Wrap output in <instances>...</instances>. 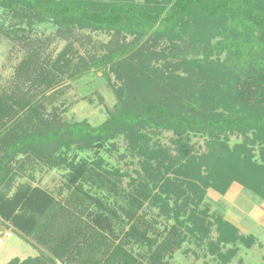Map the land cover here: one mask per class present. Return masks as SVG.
Segmentation results:
<instances>
[{"label": "trees", "instance_id": "16d2710c", "mask_svg": "<svg viewBox=\"0 0 264 264\" xmlns=\"http://www.w3.org/2000/svg\"><path fill=\"white\" fill-rule=\"evenodd\" d=\"M0 34L23 54L0 85V219L43 250L6 264H169L189 240L227 264L261 244L208 190L238 182L264 201V0H0ZM99 72L116 96L106 119L64 118L57 102ZM120 137L136 175L103 155ZM27 162L61 169L59 192L15 185Z\"/></svg>", "mask_w": 264, "mask_h": 264}, {"label": "rangeland", "instance_id": "374dc122", "mask_svg": "<svg viewBox=\"0 0 264 264\" xmlns=\"http://www.w3.org/2000/svg\"><path fill=\"white\" fill-rule=\"evenodd\" d=\"M48 27V26H47ZM40 27L38 35L45 38L48 35L53 34L52 28ZM44 31V33H43ZM93 41L107 42L111 36L105 33L95 32L90 35ZM130 39V38H128ZM66 41L63 39H54L48 46L49 52L56 54L64 46ZM78 45V43H76ZM92 44L87 43V47H91ZM101 51V50H100ZM22 52L19 49L12 48L11 43L0 34V85H8L14 75L15 65L22 56ZM65 103L63 107H67V110L63 112V117L69 120H83L87 119L93 124H99L108 116L109 110L113 108L116 102V96L107 82V80L101 75V72L97 74H90L83 79L73 82L72 86L66 91L64 96L57 102ZM160 140L164 144H171V132H163L159 135ZM242 139L239 135L231 136L230 143L233 144ZM193 142L196 143L200 149H204L205 142L203 137H193ZM119 152L110 156L107 152H103L104 157L112 164L121 166L123 169H127L130 174L136 175L134 169H139L137 159L128 155L125 158H121L119 153L126 152V141L123 137L117 139ZM81 156L93 157L94 152L84 151L80 152ZM61 169H52L47 166L35 162H27L21 176H17L15 185L23 182H29L33 185H40L47 187L55 193L59 192V187L63 184ZM130 177H124V184L128 183ZM250 194H252L250 192ZM222 196V195H221ZM222 198V197H221ZM223 200V198H222ZM214 198L209 197V203L213 210L216 209ZM216 231L213 230L211 238L215 239ZM260 243H256L250 248H247L243 244L238 245V252L231 262L227 264H264V233H259ZM231 245L223 247V250ZM43 253V250L33 246L29 240L19 234L13 227L7 225L0 219V264H6L13 258H19L24 260L27 257L39 256ZM47 253V252H46ZM59 264H62L59 262ZM169 264H222L215 255L208 252L205 243L199 245L194 240L186 241L182 248L175 252L170 259Z\"/></svg>", "mask_w": 264, "mask_h": 264}, {"label": "crops", "instance_id": "0c3cea01", "mask_svg": "<svg viewBox=\"0 0 264 264\" xmlns=\"http://www.w3.org/2000/svg\"><path fill=\"white\" fill-rule=\"evenodd\" d=\"M214 189L208 190V196L214 198L216 211L236 225L244 234L264 233V201L250 194L240 183L234 182L222 195ZM223 200H222V198Z\"/></svg>", "mask_w": 264, "mask_h": 264}]
</instances>
